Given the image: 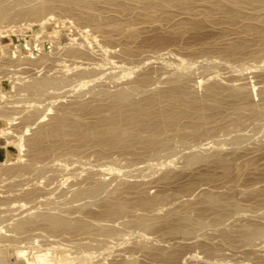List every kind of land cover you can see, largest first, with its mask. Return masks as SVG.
Segmentation results:
<instances>
[{"label":"rangeland","instance_id":"374dc122","mask_svg":"<svg viewBox=\"0 0 264 264\" xmlns=\"http://www.w3.org/2000/svg\"><path fill=\"white\" fill-rule=\"evenodd\" d=\"M2 1L9 14L0 23V248L7 252L8 264H264V4L248 0L251 4H239L237 11L221 0H189L187 8L158 7L151 17L142 10L150 0H127L123 12L109 4L114 0H106L97 5L105 26L102 32L61 11L51 0ZM39 3H50L49 8L39 17L24 15ZM97 9L91 12L100 13ZM118 18L128 25L113 28ZM186 21L190 23L185 26ZM83 70L89 71L86 77ZM143 76L149 78L144 85L148 90L134 91L133 98L154 96L159 106L155 109L167 105L168 90L180 88L200 107L215 101L221 106L208 111L200 133L193 131L199 119L194 111L182 119L183 125L179 123L185 129L166 128L170 146L161 151L130 140L129 146L121 141L123 146L117 142L116 148L115 143L97 139L96 133L87 140L66 133L58 140L46 138L43 144L48 148L42 159L27 166L33 157L29 144L42 128L53 126L55 116L68 111V123L76 118L91 125L97 119V106L110 113L111 100L103 93L129 90ZM45 77L60 82L44 91L28 88ZM213 84L220 87L216 98L208 96L207 87ZM84 104H88L86 111L81 109ZM254 107L262 114L251 113ZM149 134V129L143 131V140ZM193 155L202 159L189 163ZM100 184H104L101 191L87 193ZM210 193L225 202L235 200L241 210L201 203ZM143 197L155 199L152 210L140 205L138 209L137 201ZM113 202L127 204L129 210L114 217L104 215ZM172 209L184 210L193 223L201 217L203 226L193 225L189 234L170 233ZM47 214L85 221L93 230L52 231L43 217ZM145 215L151 221L157 217L151 229L143 230L133 222ZM27 219L30 225L17 234L14 227ZM102 224L117 236L100 234ZM251 227L261 228L263 234L244 242L243 235Z\"/></svg>","mask_w":264,"mask_h":264},{"label":"bare ground","instance_id":"6f19581e","mask_svg":"<svg viewBox=\"0 0 264 264\" xmlns=\"http://www.w3.org/2000/svg\"><path fill=\"white\" fill-rule=\"evenodd\" d=\"M2 0H0V2H1ZM17 1H20V0H17ZM28 1V0H27ZM31 1V0H30ZM30 1L28 2V3H30ZM36 1V0H35ZM47 1V0H46ZM52 2H54V4H58V6H59V9L61 10V11H63V12H68V13H72V15L74 14V15H76V17L77 18H79V20L81 21H85V22H90V23H92V25H94V28L95 29H97L98 31H102V32H104V29H105V26H103V22L101 21V17L102 16H100V14L102 13V11L101 10H98L97 9V5L100 3L101 4V2H105V3H108L109 1H106V0H51ZM129 2H130V0H128ZM128 1L127 0H124V1H111L109 4H114L113 5V7L114 6H116V7H118L119 9H122V12H123V10H124V8H126L127 6H129L128 5ZM220 1V0H219ZM222 2H223V5H224V3H226V6L228 5H233V6H235V10H237V11H239L240 10V8L238 7V5L239 4H242V3H245V2H247L248 0H221ZM252 1V0H251ZM3 2V1H2ZM14 2V1H13ZM41 2V1H40ZM49 2V1H48ZM135 2H136V0H135ZM139 2V1H138ZM142 2H143V0H142ZM189 2V0H150L149 1V3L147 4V5H145L144 6V8L142 7V10L144 9V11H145V13L144 14H146L147 16L148 15H150L151 16V14H152V12H154L155 11V9L156 8H158V7H160V8H165L166 10H167V8H173V7H176V6H183L184 8H187L186 7V5H187V3ZM249 2V1H248ZM257 2H261L260 4H264V0H257ZM21 3H22V1H21ZM32 3H34V2H32ZM31 3V4H32ZM132 3V2H131ZM219 3V2H218ZM250 3V2H249ZM5 4V3H4ZM12 4V3H11ZM49 4L50 3H45V4H40L39 3V5L38 4H34V5H37V6H32V8L30 9V10H28L27 12H23L24 13V15L25 16H38L39 17V15H41V13H43V11H45L47 8H49ZM104 4V3H103ZM251 4V3H250ZM3 5V4H2ZM2 5H1V3H0V23L2 22V20L5 18V17H8V16H6V13H8L9 14V12H7L6 10H7V8H6V6H5V8H3L2 7ZM13 5V4H12ZM11 5V6H12ZM19 5V4H18ZM25 5V4H24ZM139 5V4H138ZM216 5V4H215ZM10 6V5H9ZM13 6H15V5H13ZM53 6V5H52ZM52 6H50V7H52ZM56 6V5H55ZM101 6V5H100ZM112 6V5H111ZM131 6H134V5H131ZM140 6V5H139ZM188 6V5H187ZM219 6V5H218ZM243 6V5H242ZM103 7V6H102ZM106 7V6H105ZM104 7V8H105ZM109 7V6H108ZM220 7H223V6H220ZM53 8V7H52ZM51 8V9H52ZM103 8V9H104ZM231 8H233V7H231ZM247 8V7H246ZM254 8V7H253ZM95 9H97L100 13H96L95 11ZM100 9V8H99ZM109 9H111V8H109ZM224 9V8H223ZM234 9V8H233ZM232 9V10H233ZM249 9V8H248ZM257 9V8H256ZM9 10V9H8ZM19 10V9H18ZM92 10H95L94 12H91ZM115 10H116V8H115ZM163 10V9H162ZM169 10V9H168ZM184 10V9H183ZM189 10H191V8L189 9ZM222 10V9H221ZM231 10V9H230ZM251 10V9H250ZM26 11V10H25ZM56 11V10H55ZM59 11V10H58ZM75 11H78L77 13L75 12ZM87 12L86 14L85 13H83V12ZM120 11V10H119ZM143 11V12H144ZM158 11V10H157ZM165 11V10H164ZM181 11V10H180ZM51 12V11H50ZM49 12V13H50ZM91 12V13H90ZM108 12V11H107ZM106 12V13H107ZM112 12V11H111ZM130 12V11H129ZM142 12V13H143ZM191 12V11H190ZM230 12V11H229ZM236 12V11H235ZM105 13V14H106ZM113 13V12H112ZM117 13V12H116ZM128 13V12H127ZM156 13V12H155ZM179 13V12H178ZM233 13H234V10H233ZM232 13V15H235V14H233ZM55 14V13H54ZM121 14V13H120ZM144 14H142V15H144ZM206 14V13H205ZM57 15V14H56ZM102 15V14H101ZM177 15H179V14H177ZM209 15V14H208ZM237 15H239V13L237 14ZM241 15V14H240ZM141 16V15H140ZM147 16H146V18H147ZM153 16V15H152ZM151 16V17H152ZM168 16V15H167ZM207 16V15H206ZM53 17V16H52ZM144 17H145V15H144ZM156 17V16H155ZM72 18H75V16L74 17H72ZM116 18V17H115ZM122 18V17H121ZM137 18V17H136ZM172 18V17H171ZM184 18V17H183ZM186 18V17H185ZM232 18H234L233 16H232ZM135 19V18H134ZM5 20V19H4ZM78 20V19H77ZM103 20V19H102ZM116 20V19H115ZM114 20V21H115ZM125 20V19H124ZM127 20V19H126ZM133 20V19H132ZM140 20V19H139ZM147 20H148V18H147ZM146 20V21H147ZM185 20V19H184ZM119 18H118V20H117V23H116V21H115V24L116 25H114L113 26V28L115 27L116 29L117 28H119V29H122L123 28V25H125L126 23H124V22H122V21H119ZM145 21V20H144ZM151 21V20H150ZM84 22V23H85ZM109 22V21H108ZM180 23H181V21H179ZM178 22V23H179ZM131 23V22H130ZM129 23V24H130ZM187 23H190V22H183V25H185L186 26V24ZM135 24V23H134ZM141 24V23H140ZM144 24V23H143ZM126 25H128V24H126ZM138 25V24H137ZM142 25V24H141ZM104 27V28H103ZM179 27V26H178ZM110 28H111V26H110ZM129 28H130V26H129ZM174 28V27H173ZM177 28V27H176ZM181 28V27H180ZM107 29V28H106ZM118 29V30H119ZM115 30V29H114ZM124 30V29H123ZM123 30H122V32H123ZM126 30V29H125ZM97 31V32H98ZM129 31V30H128ZM45 32V31H44ZM106 32H108V31H106ZM110 32V31H109ZM108 32V33H109ZM127 32V31H126ZM135 32V31H134ZM141 32V31H140ZM149 32V31H148ZM47 33V32H46ZM125 33V32H124ZM120 34H121V32H120ZM123 34V33H122ZM127 34V33H126ZM101 35V34H100ZM129 35V34H128ZM128 35H126V36H128ZM131 35L133 36V35H135V33H131ZM130 35V36H131ZM51 36V35H50ZM46 38V37H45ZM119 38H121V37H119ZM50 39V38H49ZM134 39V38H133ZM133 41V40H132ZM40 42V41H39ZM102 42V41H101ZM42 43H44V42H42ZM103 43V42H102ZM109 43V42H108ZM130 43V42H129ZM132 43V42H131ZM112 44V43H111ZM40 45V44H39ZM59 45V44H58ZM234 47V46H233ZM69 49H71V48H69ZM137 49V48H136ZM232 49V48H231ZM77 50V49H76ZM75 50V51H76ZM127 50V49H126ZM234 50L235 49H232V53H234ZM60 51V50H59ZM72 51V50H71ZM231 50H229V52H230ZM236 51V50H235ZM86 52V51H85ZM79 53V52H78ZM118 53V52H117ZM72 54V53H71ZM114 54V53H113ZM116 54V53H115ZM128 54V53H127ZM233 55V54H232ZM68 56V55H67ZM83 56H84V54H83ZM43 57V56H42ZM75 57V56H74ZM79 57V56H78ZM86 58V57H85ZM92 58V57H91ZM123 58V57H122ZM90 59V58H89ZM127 60V59H126ZM10 61V60H9ZM38 61V60H37ZM82 62H81V64L83 63V60H81ZM84 61H85V59H84ZM208 61V60H207ZM132 62V61H131ZM196 62V61H195ZM34 63V62H33ZM75 63V62H74ZM88 63V62H87ZM223 63V62H222ZM6 64V63H5ZM32 64V63H31ZM85 66V65H84ZM66 67V66H65ZM101 67V66H100ZM136 67V66H135ZM88 69V68H87ZM97 69V68H96ZM103 69V68H102ZM109 69V68H108ZM4 70V69H3ZM8 70V69H7ZM62 70H64V69H62ZM66 70V69H65ZM91 70V69H90ZM93 70V69H92ZM79 71V70H78ZM105 71V70H104ZM111 71V70H110ZM5 72V71H4ZM92 72V71H91ZM99 72H100V69H99ZM80 73V72H79ZM87 73H89V71L87 70V71H85V70H83L82 72H81V74L83 75V74H85L84 75V77H86V74ZM98 73V72H97ZM102 73H103V71H102ZM111 73V72H110ZM101 74V73H100ZM120 74V73H119ZM146 74V73H145ZM180 74V73H179ZM94 75V74H93ZM108 75V74H107ZM113 75V74H112ZM94 76H96V75H94ZM182 76V75H181ZM17 77V76H16ZM47 77V76H46ZM42 78V79H40V80H37V81H33V83H30L29 85H28V88L29 89H31V90H35V91H44L45 89H47V88H49V86H51L52 87V85H56V84H58L60 81H59V79H57V78ZM82 77V76H81ZM102 77V76H101ZM108 77V76H107ZM142 77V76H141ZM144 77V76H143ZM146 77H148V76H146ZM66 78V77H65ZM89 78V77H88ZM61 79V78H60ZM84 79V78H83ZM141 79V78H140ZM147 79H149V78H142L140 81H138V83H137V85H134V87L133 88H130L129 90H125V89H123V90H121V88H120V90L118 91V92H114L113 94H108V93H103L104 95H105V97H106V99L108 98V99H110L111 100V102H109V103H111L110 104V106H109V114H107L101 107L99 108V106H97L98 108L96 109H94V107H93V109L94 110H96V115H97V119H96V121L92 124L91 123V125H85V124H83L82 122H80V120L79 119H76L75 118V120L73 121L72 119V122H70V123H68L69 121H67V120H70L69 119V114H70V112H66L65 111V113H64V115L62 116V117H57V116H55L57 119H56V121L54 122V124H53V126L52 127H50L49 129H47V130H43V128H42V131H39L38 133H37V135H36V137L35 138H33V140H32V143L31 144H29V146L31 147L30 148V152H32V154H33V157H32V161H30L31 163L30 164H28L27 166L29 167V166H33V164L35 163V162H39L40 160L39 159H42V158H40L41 156H43L44 155V153H45V151L47 150V146L45 145V144H43L44 143V141H45V139L46 138H48V139H51L50 137H52L53 139H57L58 140V138L60 139V137H63L64 135H67V134H74V135H82V138L83 137H85V139L87 140L88 139V136H89V134H91L92 135V133L93 134H95L96 133V135L98 134L99 135V138L98 137H96V136H93V137H96L97 139H100V138H102V139H105L106 141L105 142H107L108 144H113V143H115L114 144V147H116L115 145H117L116 143L117 142H120L121 143V146H123L122 145V142L121 141H125L126 143H124L123 142V144H128V143H130V141L134 144V143H140L141 144V142H143L144 143V145L147 147V148H150V149H159V148H163V147H165V146H167L168 145V143L170 142L169 141V137H167L168 136V134H167V131H168V129L170 128V127H172V128H176V129H174V130H183V128L185 129V127L183 126H180L179 125V123L180 124H182L181 123V121H182V119L183 118H185V117H189V115H190V113H191V111H194V113L196 112L198 115H199V119H198V122L197 123H195L194 124V126H193V131H194V133L196 132H198V133H200L201 131H203V129H204V125H205V122H207V116H209V115H207V113H208V111H210V109L212 108H214L215 109V107H218L219 108V106H221V105H219L218 106V101H215V102H213V103H211V104H209L208 105V107L207 106H205V107H200V106H198V104L197 103H191L189 100H188V98H187V95H186V92H185V90L184 89H182V88H180V89H178V91H170L169 92V90H168V92H167V94L165 95L166 96V98H167V101H168V103H167V105H163V106H161L162 108L161 109H155V105H156V107L158 108L159 106H158V104L156 103V102H158V100L156 101V98L154 99L153 97H149V96H147V97H144V99H142L141 101H136L134 98H133V93H135L134 91H142V90H144L145 89V82L147 81ZM62 80V79H61ZM105 81V80H104ZM64 82V81H63ZM70 82V81H69ZM22 83H23V81H22ZM62 83V82H61ZM83 83H84V81H83ZM100 83V82H99ZM136 83V82H135ZM147 84V83H146ZM222 84H223V82H222ZM66 85V84H65ZM133 85V84H132ZM180 85V84H179ZM217 85V84H216ZM215 84H213V85H211V86H208L207 88H208V96H211V97H213V98H216L215 96H217L216 94L219 92L218 90H219V86L217 87ZM23 87H25V86H23ZM149 87V86H148ZM182 87H184V86H182ZM53 88H54V86H53ZM124 88V87H123ZM128 88V87H127ZM171 88V87H170ZM188 88H190V87H188ZM204 88V87H203ZM206 88V89H207ZM218 89V90H217ZM146 90V89H145ZM148 90V89H147ZM146 90V91H147ZM262 90H264V89H262ZM105 91V90H104ZM258 92V91H257ZM45 93V92H44ZM139 93V92H138ZM145 93H147V92H145ZM254 93V92H253ZM35 94V93H34ZM40 94V93H39ZM102 94V95H103ZM142 94H143V92H142ZM148 94V93H147ZM256 94V93H255ZM94 95V94H93ZM205 95V94H204ZM136 96H137V94H136ZM163 96V95H162ZM99 97V96H98ZM104 97V98H105ZM135 97V96H134ZM142 97V96H141ZM260 97H261V95H260ZM259 97V98H260ZM101 99V98H100ZM134 99V100H133ZM210 99H212V98H210ZM109 100V101H110ZM217 100V99H216ZM107 101V100H106ZM159 101H160V99H159ZM162 101V100H161ZM164 101V100H163ZM210 101V100H209ZM181 102V104H180V106H178V104ZM220 102V101H219ZM160 104V103H159ZM162 104V103H161ZM78 105H80V104H78ZM88 105V104H87ZM87 105L86 104H84V105H81V109H85V111H86V108H87ZM90 105V104H89ZM96 105V104H95ZM202 105V104H201ZM92 106H94V105H92ZM204 106V105H203ZM260 106V105H259ZM79 107V106H78ZM89 107H91V106H89ZM123 107V108H122ZM241 107V106H240ZM261 107H262V105H261ZM92 108V107H91ZM120 108H122V109H124L123 110V112L122 111H120ZM232 108V107H231ZM239 108V107H238ZM256 107H254L253 108V110L254 111H251V113L253 112H255V113H258V112H261V110L259 109H255ZM258 108V107H257ZM89 109V108H88ZM121 109V110H122ZM211 109V110H212ZM217 109V108H216ZM241 109H242V107H241ZM251 109V108H250ZM68 110H70V109H68ZM155 110H158V111H155ZM218 110V109H217ZM264 110V109H263ZM71 111V110H70ZM84 111V110H83ZM90 111V110H89ZM93 111V110H92ZM92 111H90V113L92 112ZM215 111V110H214ZM238 111V110H237ZM263 112V111H262ZM262 112L260 113V114H262ZM195 113V114H196ZM264 113V112H263ZM63 114V113H62ZM94 114V113H93ZM73 115V114H72ZM194 115V114H193ZM198 118V117H197ZM209 118V117H208ZM236 120V119H235ZM183 125V124H182ZM189 126V125H188ZM138 127V128H137ZM140 127V128H139ZM141 127H142V129H144V128H146V129H149V131H150V134L146 137V139L145 140H143V136H142V134H143V131H145L146 129H144L143 131L141 130ZM192 127V126H191ZM205 127H206V125H205ZM166 128H168V129H166ZM172 128H170V129H172ZM167 131H166V130ZM41 130V129H40ZM147 132H148V130H147ZM179 132V131H178ZM67 133V134H66ZM97 135V136H98ZM197 135V134H196ZM70 136V135H69ZM186 136V135H185ZM91 137V136H90ZM92 137V138H93ZM173 137V136H172ZM96 138H93V139H95L96 140ZM183 138V137H182ZM242 138V137H241ZM62 140H63V138H62ZM94 140V141H95ZM127 140V141H126ZM128 140H130V141H128ZM64 141V140H63ZM237 141V140H236ZM86 142V141H85ZM104 143V142H103ZM106 143V144H107ZM132 143H130V144H132ZM89 144V143H88ZM93 144V143H92ZM119 144V143H118ZM130 144H128V146L130 145ZM51 145V144H50ZM50 145H48V146H50ZM110 145H108L109 147H110ZM113 146V145H112ZM111 146V147H112ZM118 146V145H117ZM169 146H170V144H169ZM169 146H167V147H169ZM105 147H106V145H105ZM127 147V146H126ZM130 147H134V146H130ZM136 147H137V145H136ZM104 148V147H103ZM102 148V149H103ZM117 148V147H116ZM120 148V147H119ZM166 148V147H165ZM137 149V148H136ZM157 149V150H158ZM134 150V149H133ZM153 151H155V150H153ZM159 151H161L160 149H159ZM138 152V151H137ZM193 154V153H192ZM202 155H193L190 159H189V163H193V162H196V161H198V160H200V159H202V157H201ZM204 156H207V155H204ZM31 157V156H30ZM29 157V158H30ZM39 158V159H38ZM37 160V161H36ZM187 160V159H186ZM203 160H204V158H203ZM53 161V160H52ZM51 161V162H52ZM218 161V160H217ZM43 162V161H42ZM86 163V162H85ZM37 165V164H36ZM190 165V164H189ZM193 165V164H192ZM90 166V165H89ZM85 168V167H84ZM28 170V169H27ZM20 175V174H19ZM18 175V176H19ZM210 179H212V178H210ZM106 182V181H105ZM195 182V181H194ZM236 183V182H235ZM104 184H106V183H104ZM104 184H100V186L98 187V186H95V185H93V187L94 188H91V187H89V190H87V193L88 194H90V195H94V194H96L97 192H99V191H101L100 190V187H102L103 188V185ZM198 184V183H197ZM102 185V186H101ZM109 186V185H108ZM197 187V186H196ZM91 188V189H90ZM85 189H88V188H85ZM197 189V188H196ZM226 189V188H225ZM237 191V190H236ZM235 191V192H236ZM82 193H83V191H82ZM82 193L81 192H79L78 193V195H82ZM229 193V192H228ZM234 194V193H233ZM75 195V194H74ZM158 195V194H157ZM190 195V194H189ZM77 196V195H76ZM75 196V197H76ZM88 196V195H87ZM140 196V195H139ZM162 196V195H161ZM186 196V195H185ZM223 196V195H222ZM79 197V196H78ZM141 197H142V195H141ZM157 197V196H156ZM167 197V196H166ZM231 197H233V196H231ZM228 198V197H227ZM235 198V197H234ZM52 199V198H51ZM77 199V198H76ZM159 199V198H158ZM168 199V198H167ZM166 199V200H167ZM187 199V198H186ZM190 199V198H189ZM48 200V199H47ZM154 200L155 199H151V198H145V197H143V198H141V199H139L138 201H137V206L138 205H140L142 208L143 207H148V208H150L151 206H152V204L154 205ZM169 200V199H168ZM184 200V199H183ZM136 201V200H135ZM182 201V200H181ZM180 201V202H181ZM117 202V201H116ZM119 202H120V200H119ZM115 203V202H113V204H110V206H108V208H106L107 210H106V212H105V214L104 215H106V216H108V217H111V216H115V215H118V214H121V213H125L124 211L126 210V208H127V204H121V203ZM157 202V201H156ZM175 202V201H174ZM200 202L201 203H203V204H207V205H211V207L213 206L214 208H217V207H223V209H225L224 208V206L225 207H227V208H230L231 210H234L235 212H237V210H241V206L237 203V202H235V200H234V202H228V201H224V200H222L221 198H220V196L218 195L217 196V194H216V196H215V194H205V196L204 197H202L201 199H200ZM20 203V202H19ZM47 203V202H46ZM112 203V202H111ZM170 203V202H169ZM182 203V202H181ZM184 203V202H183ZM196 203V202H195ZM24 204V203H23ZM136 204V203H135ZM156 204V203H155ZM179 204V203H178ZM192 204V203H191ZM48 205V204H47ZM202 205V204H201ZM204 205V206H205ZM21 206V205H20ZM131 206V205H130ZM155 206V205H154ZM160 206V205H159ZM173 206V205H172ZM175 206V205H174ZM187 206V205H186ZM247 206V205H246ZM257 206V205H256ZM57 207V206H56ZM132 207H134V205L132 206ZM140 207V208H141ZM157 207H158V205H157ZM160 207H162V206H160ZM159 207V208H160ZM206 207V206H205ZM212 207V208H213ZM241 207V208H240ZM15 208V207H14ZM25 208V207H24ZM130 208V207H129ZM136 209H137V207H135ZM134 208V209H135ZM139 208V206H138V209H140ZM174 208V207H173ZM193 208V207H192ZM27 209V208H26ZM151 209V208H150ZM150 209H149V211H150ZM155 209V208H154ZM153 209V210H154ZM157 209V208H156ZM168 209H170L169 208V206H168ZM183 209V208H182ZM185 209V208H184ZM222 209V210H223ZM258 209V208H257ZM10 210V209H9ZM25 210V209H24ZM28 210V209H27ZM56 210V209H55ZM127 210H129V209H127ZM126 210V211H127ZM141 210V209H140ZM139 210V211H140ZM145 210V209H144ZM152 210V209H151ZM159 210H161V209H159ZM164 210H166V209H164ZM209 210H210V208H209ZM217 210V209H216ZM225 210H227V209H225ZM247 210V209H246ZM14 211V210H13ZM20 211V210H19ZM34 211V210H33ZM37 211V210H36ZM77 211V210H76ZM136 211H138V210H136ZM148 211V212H149ZM168 211V210H167ZM170 211V210H169ZM215 211V210H214ZM230 211V210H229ZM242 211H243V209H242ZM256 211V210H255ZM17 212V211H16ZM133 212V211H132ZM154 212V211H153ZM156 212V211H155ZM154 212V213H155ZM184 212V213H183ZM183 212H181V211H179L178 209H176V210H174V209H172L170 212H169V220H171L170 222V225H169V227H168V230L170 231V233L171 232H174V233H177V234H189L191 231L193 232V225H199L200 227H202L203 226V220L201 219V217H200V219H196V221L193 223V221L194 220H191L190 219V217H189V215H187L186 213H185V211L183 210ZM226 212V211H225ZM225 212L224 213H221V214H225ZM140 213V212H139ZM143 213V212H142ZM147 213V212H146ZM146 213H144V214H146ZM161 213V212H160ZM160 213H159V216H161L160 215ZM218 213H220V211H218ZM238 213V212H237ZM240 213H241V211H240ZM245 214H246V212H244ZM255 213V212H254ZM260 213V212H259ZM15 214V213H14ZM80 214V213H79ZM156 214V213H155ZM157 214H158V212H157ZM221 214H220V216L218 217V219H221ZM253 214V213H252ZM8 215V214H7ZM7 215H5V216H7ZM41 215V214H40ZM63 215V214H62ZM129 215V214H128ZM151 215V214H150ZM216 216H218V214H215ZM243 215V214H242ZM263 215H264V212H263ZM2 216V215H1ZM102 216V215H101ZM120 216V215H119ZM167 217H168V213H167V215H166ZM166 216H164L165 218H166ZM250 216V215H249ZM262 216V215H261ZM8 217V216H7ZM10 217V216H9ZM44 217V219H45V221H46V224L48 225V227L52 230V231H55V232H59V231H62V233L63 232H66L67 230H70V232L71 231H76V233H77V231L78 232H80V231H88V230H90V229H92L93 228V225H91L90 223H87V222H85V221H82V220H70V219H68V218H66V216L64 217V216H61V215H58V214H47V215H44L43 216ZM112 217V218H113ZM121 217V216H120ZM149 217H151V216H139L138 218H136L135 220H133V222H134V224H138L140 227L142 226V228L144 227V228H146L145 230H147V229H151L152 227H154V225H155V223H157V221L156 220H154L155 218H157V217H155L154 216V218H153V220L155 221V222H152L151 221V219L149 218ZM163 217V216H162ZM205 217V216H204ZM104 218V217H103ZM106 218V217H105ZM116 218V217H115ZM117 218H118V216H117ZM132 218V217H131ZM158 218H161V217H158ZM215 218V217H214ZM16 219V218H15ZM94 219V218H93ZM99 219H101V218H99ZM28 220V219H27ZM30 220H32V219H30ZM95 220H97V218L95 219ZM102 220V219H101ZM107 220V219H106ZM159 220V219H158ZM165 219H163V220H161L160 219V222L161 221H164ZM168 220V221H169ZM217 220V219H216ZM262 220V219H261ZM15 221V220H14ZM33 221V220H32ZM99 220H97V222H98ZM105 221V220H104ZM110 221V220H109ZM166 221V220H165ZM210 221V220H209ZM128 222V221H127ZM159 222V221H158ZM213 222V221H212ZM232 222V221H231ZM30 223H31V221H19V223H17L16 224V226L14 227V231L17 233V234H21L22 232H25L24 230L27 228V226H29L30 225ZM45 223V222H44ZM92 223V222H91ZM94 223V222H93ZM94 224H96V221H95V223ZM109 224V223H108ZM113 224V223H112ZM162 224V223H161ZM215 224H218V222L217 223H215ZM103 225V224H102ZM106 225V224H105ZM127 224H125V226H126ZM129 225V224H128ZM111 226V225H110ZM195 226V227H196ZM198 226V227H199ZM244 226V225H243ZM248 226V225H247ZM31 227H32V225H31ZM47 227V228H48ZM101 227V226H100ZM106 227H108V226H106ZM106 227H104V225H103V228L101 227V228H98L99 229V233L100 234H103V236H105V235H107V236H110V235H108V234H110L111 232H113V234H114V232H116V231H113V230H110L109 228H106ZM225 227V226H224ZM248 227H250V226H248ZM94 228H96V226L94 227ZM138 228V227H137ZM144 228H143V230H144ZM204 228V227H203ZM212 228V227H211ZM245 228H246V226H245ZM97 229V230H98ZM218 229V228H217ZM66 230V231H65ZM93 230V229H92ZM122 230V229H121ZM124 230V229H123ZM135 230V229H134ZM157 230V229H156ZM117 231H119L118 230V228H117ZM262 229L261 228H259V227H257V228H253L252 229V227L251 228H247L246 229V232H245V234L243 235L244 236V239H245V241L244 242H247V241H251V240H253V238L254 237H256V236H258V235H260V234H263L262 233ZM14 232V233H15ZM123 231H121V233H122ZM151 231H149V233H150ZM75 233V234H76ZM96 233V232H95ZM94 233V234H95ZM125 233V232H124ZM154 233V232H153ZM173 233V234H174ZM57 234V233H56ZM59 234V233H58ZM61 234V233H60ZM80 234V233H79ZM96 234H98V233H96ZM99 234V235H100ZM116 234H118V233H116ZM129 234V233H128ZM146 234V233H145ZM115 235V234H114ZM120 235V234H119ZM118 235V236H119ZM122 235V234H121ZM134 235V234H133ZM172 235V234H171ZM201 235H203V234H201ZM115 236H117V235H115ZM127 236V235H126ZM136 236V235H135ZM14 237H15V235H14ZM28 237H29V235H28ZM74 237V236H73ZM106 237V236H105ZM110 237H113L112 235L110 236ZM140 237H141V234H140ZM158 237V236H157ZM100 238H102V237H100ZM122 238V237H121ZM143 238V237H142ZM138 239V238H137ZM141 239V238H140ZM14 240V239H13ZM16 240V239H15ZM106 240V239H105ZM118 240V239H117ZM161 240V239H160ZM247 240V241H246ZM17 241V240H16ZM104 241V240H103ZM109 241H110V239H109ZM138 241H140V240H138ZM143 241V240H142ZM145 242V241H144ZM103 243V242H102ZM141 244V243H140ZM145 244H147V243H145ZM144 244V245H145ZM69 245V244H68ZM104 245V244H103ZM149 245V244H148ZM80 246V245H79ZM82 246V245H81ZM147 246V245H146ZM157 246V245H156ZM66 247V246H65ZM71 247V246H70ZM102 247V246H101ZM141 248H142V246H140ZM150 247V246H149ZM154 247V246H153ZM160 247V246H159ZM84 248V247H83ZM106 248H108V247H106ZM145 248V247H144ZM147 248V247H146ZM152 248V247H151ZM143 250V249H142ZM148 252V251H147ZM166 252V251H165ZM156 254V253H155ZM34 255V254H33ZM132 256V255H131ZM169 256V255H168ZM172 256V255H171ZM38 258V257H37ZM134 258V257H133ZM7 252L6 251H4L3 249H1L0 248V264H8V261H7ZM132 259V258H131ZM130 259V260H131ZM16 260V259H15ZM133 260V259H132ZM41 261V260H40ZM12 262V261H11ZM131 262V261H130ZM136 262V261H135ZM32 263V262H31ZM12 264V263H11Z\"/></svg>","mask_w":264,"mask_h":264}]
</instances>
